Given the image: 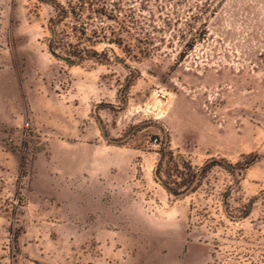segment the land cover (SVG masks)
Here are the masks:
<instances>
[{
	"label": "rangeland",
	"instance_id": "374dc122",
	"mask_svg": "<svg viewBox=\"0 0 264 264\" xmlns=\"http://www.w3.org/2000/svg\"><path fill=\"white\" fill-rule=\"evenodd\" d=\"M0 264H264V0H0Z\"/></svg>",
	"mask_w": 264,
	"mask_h": 264
},
{
	"label": "trees",
	"instance_id": "16d2710c",
	"mask_svg": "<svg viewBox=\"0 0 264 264\" xmlns=\"http://www.w3.org/2000/svg\"><path fill=\"white\" fill-rule=\"evenodd\" d=\"M107 15H108V18H110L112 20H116V18L113 16V14H107ZM112 33H113V31H112ZM110 41L116 43L118 46H121V44H122V40L120 38H115V40H110ZM122 47L124 48L125 46H122ZM190 48L191 47L189 46V49Z\"/></svg>",
	"mask_w": 264,
	"mask_h": 264
},
{
	"label": "water",
	"instance_id": "95a60500",
	"mask_svg": "<svg viewBox=\"0 0 264 264\" xmlns=\"http://www.w3.org/2000/svg\"><path fill=\"white\" fill-rule=\"evenodd\" d=\"M62 59H64V60H66V61H69L67 58H65V57H61ZM225 164V166H229L228 164H226V163H224ZM192 187V186H191ZM191 187L188 189V190H186L185 192H188L190 189H191ZM185 192H183V193H180V194H176V196H182Z\"/></svg>",
	"mask_w": 264,
	"mask_h": 264
}]
</instances>
